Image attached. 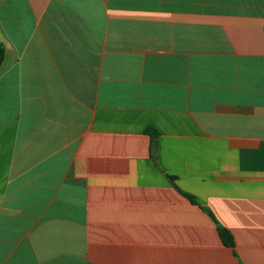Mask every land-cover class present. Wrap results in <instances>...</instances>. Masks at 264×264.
<instances>
[{"label": "crops", "instance_id": "0c3cea01", "mask_svg": "<svg viewBox=\"0 0 264 264\" xmlns=\"http://www.w3.org/2000/svg\"><path fill=\"white\" fill-rule=\"evenodd\" d=\"M0 44V264H264V0H0Z\"/></svg>", "mask_w": 264, "mask_h": 264}, {"label": "trees", "instance_id": "16d2710c", "mask_svg": "<svg viewBox=\"0 0 264 264\" xmlns=\"http://www.w3.org/2000/svg\"><path fill=\"white\" fill-rule=\"evenodd\" d=\"M3 57H4V49L2 45L0 44V66L3 62ZM219 233L225 245L231 248L235 247L234 237L232 236L229 230L224 229V228H219Z\"/></svg>", "mask_w": 264, "mask_h": 264}]
</instances>
